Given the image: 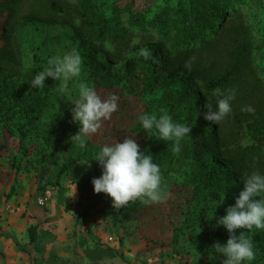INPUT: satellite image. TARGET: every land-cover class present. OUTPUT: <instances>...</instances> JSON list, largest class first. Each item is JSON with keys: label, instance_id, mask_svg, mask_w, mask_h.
Here are the masks:
<instances>
[{"label": "rangeland", "instance_id": "obj_1", "mask_svg": "<svg viewBox=\"0 0 264 264\" xmlns=\"http://www.w3.org/2000/svg\"><path fill=\"white\" fill-rule=\"evenodd\" d=\"M30 4L0 0V264H222L224 257L212 246L226 244L228 232L217 220L243 190L240 176L264 173V136L246 129L264 123V0H91L86 17L50 21L30 17ZM200 8L220 10L207 26H193L196 33L204 29L206 39L201 43L198 36L193 49H176L177 33L187 30L182 32V24ZM14 18L6 38L5 25ZM102 18L108 19L103 32L82 22ZM244 39L255 46L252 54L237 78L220 88L236 90L232 111L218 124L206 121L205 105L215 110L217 97L189 77L186 65L218 75L233 63ZM157 41L173 64L161 63L154 72L140 49L150 50ZM73 48L82 56L80 79L102 98H119L117 111L84 148L69 139L80 128L71 112L79 79L68 82L67 92L51 77L44 88L31 85L49 58ZM246 106L255 113L242 111ZM160 109L192 127L183 139L185 150L162 166L168 198L156 204L137 200L117 211L109 196L93 191L92 179L102 174L94 158L102 146L125 137L143 149L151 131L137 117ZM216 140L221 150L213 148ZM158 143L173 141L157 139L154 131ZM224 157H233L239 170L226 166ZM74 181L76 194L69 197ZM243 231L252 237L260 229ZM257 250L256 257L263 255Z\"/></svg>", "mask_w": 264, "mask_h": 264}, {"label": "clouds", "instance_id": "obj_2", "mask_svg": "<svg viewBox=\"0 0 264 264\" xmlns=\"http://www.w3.org/2000/svg\"><path fill=\"white\" fill-rule=\"evenodd\" d=\"M75 3V0H69ZM140 55L145 59H154L147 48L140 49ZM190 70V65H186ZM83 75L82 56L75 48L54 55L47 61V66L38 72L31 81L33 88H44L45 79L51 77L60 81L59 90L67 92V84L73 79H79L78 99L71 109L72 119L79 122V131L70 136V141L79 148L86 147L87 138L97 133L103 122L111 118L118 108V96L109 94L102 98L96 90L85 80ZM212 95L217 97L216 109L212 103H207V112L204 119L218 124L232 111L231 102L235 99L236 90L213 89ZM248 113H255V109L246 106L242 109ZM160 114H141L137 117L141 126L146 131L155 130L157 139L173 141L172 151L179 154L181 140L191 133V126L176 123L169 115L167 109H160ZM94 160L102 166L99 178H93L94 193H105L112 200V207L119 210L130 202L141 201L144 204L164 202L168 192L162 187L163 177L159 165L153 162L152 155L140 151L139 145L130 137H125L122 143L114 142L102 146ZM89 165V162L84 163ZM90 166V165H89ZM72 197L76 194V183L71 185ZM225 195L222 197L224 200ZM226 214L217 220L229 233L226 244L214 243L212 248L224 257L222 264H244L256 259L253 240L243 230H264V175L252 172L243 181V190L235 199L234 206L226 208ZM237 230L239 234H237Z\"/></svg>", "mask_w": 264, "mask_h": 264}, {"label": "trees", "instance_id": "obj_3", "mask_svg": "<svg viewBox=\"0 0 264 264\" xmlns=\"http://www.w3.org/2000/svg\"><path fill=\"white\" fill-rule=\"evenodd\" d=\"M90 1L91 0H75V3H70L69 0H58V2L55 4V6L51 5V0H31V4L29 7V15L32 18H36L43 21H50L51 18L58 19L67 14H71L72 17L75 15H79L80 18L86 17L87 13L90 11ZM46 11V12H45ZM220 13V10H214V11H207L205 8H200L198 11H196V18L195 19H189L187 22L182 24V32L187 28L185 32H183L181 35H176L175 37V43L174 46L177 49L179 46L186 47L187 49H193L195 46V43H193V40H195L198 36H201V43L204 42L206 37L203 38V33L205 32L204 29H201L198 33L193 31V26L195 23L202 24L207 26L210 22V15L214 16ZM15 18L9 20L5 25V33L4 35L6 38L8 37V30L11 28V25L15 23ZM85 25H98L100 27V30L102 32L107 27L108 19H100L97 21H89L87 19H83L82 21ZM221 23V22H220ZM214 29V28H213ZM215 36L218 35V32H216V29L213 30ZM195 32V33H194ZM200 37V38H201ZM255 46L251 42L248 41V39H244L243 42H239L236 48V54L235 59L233 63L229 65V68L226 69L224 72L219 73L218 75L211 76L209 73L206 72V69L202 67L201 65H197L195 63L190 65V75L189 77L192 80H201L200 84L206 89H215V88H221L223 86L228 85L233 79L237 78L239 73V68L244 64V62L250 58L252 51ZM150 51L152 53V57L154 59H148L147 62L149 63V66L154 72L160 71V64L165 63L166 66H171L173 64L172 59L166 52V47L164 46L163 41H157L155 42L151 48ZM181 53V52H179ZM188 52H184V54H188ZM201 66V67H200ZM199 84V83H198ZM197 85V84H196ZM198 86V85H197ZM246 129H248L252 134L255 135H261L264 136V123L262 125H257L255 123H249L246 125ZM208 130V129H207ZM154 131H151V134L148 138V142L146 145L141 149L140 151L145 154H151L153 157V162L159 165L160 170H162V166L169 164L172 160V157L175 153L172 151L173 143L169 146L162 145L161 143L153 144V136ZM206 133H204L205 135ZM207 136H204L203 141L208 146L210 144V141L207 142ZM185 143L183 140H181V151L183 152L185 150ZM217 146H214L213 148L221 150L220 148V141L216 140ZM210 146V145H209ZM225 151H222V153ZM227 157V156H226ZM224 157L223 162H225L226 166H229L231 164L232 168L238 169V163L233 157L227 158ZM226 159V160H225ZM246 160H243L240 162V166H245ZM67 169V166L64 165L61 167L59 174L56 178V182H58L60 175L65 172ZM260 174L264 175V173ZM241 182L243 185V181L246 177L243 175L240 176ZM227 239L229 238V233L226 235ZM253 245L255 249H258L262 251L263 255H258L255 260L252 261L251 264H260L261 262H264V230H260L257 233H255L252 237ZM257 250V251H258Z\"/></svg>", "mask_w": 264, "mask_h": 264}, {"label": "built area", "instance_id": "obj_4", "mask_svg": "<svg viewBox=\"0 0 264 264\" xmlns=\"http://www.w3.org/2000/svg\"><path fill=\"white\" fill-rule=\"evenodd\" d=\"M48 195V191H46L44 194L41 195V197L38 198V202L40 204H43L45 201V196ZM109 240H112V238H109Z\"/></svg>", "mask_w": 264, "mask_h": 264}]
</instances>
